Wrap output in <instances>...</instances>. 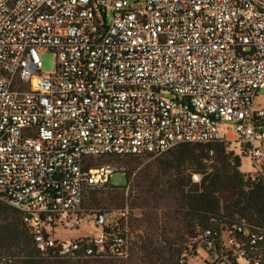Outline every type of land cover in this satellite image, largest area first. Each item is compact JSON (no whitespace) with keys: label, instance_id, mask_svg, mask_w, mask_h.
I'll return each mask as SVG.
<instances>
[{"label":"built area","instance_id":"1","mask_svg":"<svg viewBox=\"0 0 264 264\" xmlns=\"http://www.w3.org/2000/svg\"><path fill=\"white\" fill-rule=\"evenodd\" d=\"M262 88L264 0H0V200L44 256L127 258L128 206L113 220L84 203L128 187L110 184L128 175L116 158L223 144L264 180ZM233 223L197 231L173 264H264V228ZM81 224L95 235L54 239Z\"/></svg>","mask_w":264,"mask_h":264},{"label":"rangeland","instance_id":"2","mask_svg":"<svg viewBox=\"0 0 264 264\" xmlns=\"http://www.w3.org/2000/svg\"><path fill=\"white\" fill-rule=\"evenodd\" d=\"M107 19L110 21L109 11ZM41 63L43 73L53 72L54 59L50 53L41 55ZM256 103L264 107V88L258 91ZM228 149L226 151L230 152ZM167 153L159 158H116V161L126 165L128 175L115 173L110 177V184L124 187L128 181V187L86 196V207L105 209L113 220L118 209L128 206L130 213L126 229L130 246L127 258L84 259L82 264H173L184 253L191 229L183 206V188L187 189L188 185L183 186V183L197 172L194 171L195 165L188 161L178 169L165 166L163 160ZM113 160L100 158L96 163ZM242 167L246 168L244 165ZM239 171L242 173L241 166ZM197 229L199 227H195L194 232ZM96 231V228L85 224L77 228L59 226L53 230V237L61 242H70L91 237ZM200 256L192 258L187 264H202Z\"/></svg>","mask_w":264,"mask_h":264},{"label":"trees","instance_id":"3","mask_svg":"<svg viewBox=\"0 0 264 264\" xmlns=\"http://www.w3.org/2000/svg\"><path fill=\"white\" fill-rule=\"evenodd\" d=\"M163 164L179 168L195 165L200 184L183 183V206L189 217L190 238L204 228L235 233L234 221L243 220L264 228V180L245 177L240 158L223 144H180L165 155ZM195 227H199L194 232ZM264 249V241L261 243ZM208 253L204 252V256ZM90 258H58L42 255L23 215L0 200V264H82ZM100 260V259H95Z\"/></svg>","mask_w":264,"mask_h":264}]
</instances>
